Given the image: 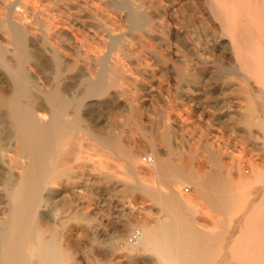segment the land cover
I'll use <instances>...</instances> for the list:
<instances>
[{"label":"bare ground","instance_id":"bare-ground-1","mask_svg":"<svg viewBox=\"0 0 264 264\" xmlns=\"http://www.w3.org/2000/svg\"><path fill=\"white\" fill-rule=\"evenodd\" d=\"M41 1L0 0V264H212L219 235L196 220L201 207L223 215L215 227L236 223L248 244L264 234V184L252 205L241 201V218H225L240 193L264 180L263 169L254 165L233 183L222 148L211 144L206 170L174 162L175 114L165 123L162 112L153 125L161 136L145 139L155 162L142 164L127 125L145 107L133 94L125 101L123 90L145 84L133 70L150 69L149 79L175 81L182 100L211 102L215 112L198 107L205 117L232 131L242 121L239 132L264 149V0ZM196 85L210 91L185 90ZM112 106L126 112L122 124L104 123ZM86 168L100 170L91 184L77 181ZM115 190L152 200L144 210L158 205L157 222L138 226L131 205L111 216L92 206L94 194ZM137 229L138 242L119 248L115 238ZM262 241L214 264H264Z\"/></svg>","mask_w":264,"mask_h":264},{"label":"rangeland","instance_id":"rangeland-1","mask_svg":"<svg viewBox=\"0 0 264 264\" xmlns=\"http://www.w3.org/2000/svg\"><path fill=\"white\" fill-rule=\"evenodd\" d=\"M50 3H52V0H43L40 2L39 5L40 6L42 5L45 8V6ZM150 71L151 70L149 69V71L143 73L142 71L139 72L138 69L133 70V73H135L137 77L139 76L138 79L140 81L142 80L141 83L142 82L143 84L145 83L144 85L142 84L140 85L139 87L140 89L137 87H133V86H126V85L123 86V90L124 89H126L127 91L129 90V92L124 90V92H126L125 99H124L125 101H126V98H128L127 100H129L135 95V99L141 98L139 102L143 103L145 107L143 108V111H142L143 114L141 112L140 116L139 117L137 116L136 118L137 121L140 120L137 123L138 125L136 124L137 121L135 123L131 122L129 125H127L128 130H130L132 137H134V139L136 140L137 147L139 148L140 151H142L140 153V161H141V157L145 154H151L154 156V154H152L153 151L148 146L147 141L145 139H147L146 137H148V139L151 138L152 141H156L158 139V136L159 137L161 136L160 132L157 131V128L156 127L154 128L155 119L160 118V116L162 115L161 119H163L165 123H167L168 117H169L168 115H170L171 113H174L175 114L174 119L176 120L174 129L178 127L177 128L178 130L175 129V131L177 130V132H175L174 134L175 136L174 140H175V144H178V147H179V151H174L173 153L170 154V158L173 159L174 162L181 164V161H182V162H185L186 165L189 163L188 165L192 166L193 169L196 171H201L203 169L206 170L205 168L207 169L209 168V164L207 162V158L209 154L207 150V146L208 144L209 145L211 144L218 148L220 146V149L222 148L221 150L224 154L223 160L225 159L224 162L227 166L224 172L227 176H229L228 179L232 178V180L231 179L229 180H231L233 183L239 181L238 178H241L243 174L246 178H250V176H252L254 173V170H253L254 165H259L260 168L263 169L264 171V149H258L257 146H254L255 143L259 144L260 142H262V140H258L256 142L253 139H251V137H248L247 135L243 136L238 130V128H241L243 126V123L242 124L240 123L242 121H236V120H234V122L232 121L231 123L234 124L233 126L236 130V131H232L229 128L225 127L220 121H217V120L214 121L213 119H209L205 117L204 115L200 113V111L198 110V107L201 108L205 106L206 111L209 110V111L215 112L216 108L214 107V105L209 104L211 102L204 100L206 101V103H203L204 101L203 102L200 101L201 96L193 98L196 101L195 100H184V99L182 100L180 96H182L183 93L181 94L178 93L179 91H178L175 81L169 80V81L161 82L162 84H160V80L158 81L156 80L159 78L158 76L156 77V79L152 80V79H149L150 78L149 74L145 75L146 73H150ZM147 78H148V81H147ZM146 87L147 88L149 87L152 89V93L155 99L156 98L158 99V100L156 99L157 100L156 102L154 100V102L153 103L151 102L152 103L151 104L150 101L147 100L149 99V97L147 93L144 91V88ZM205 88L206 87H203L202 85H196L194 87L192 86L191 88H187L185 90H188V89L191 90L190 92H192L193 93L192 96H194L197 93H199V91H203V89ZM141 90H143V92ZM205 90L210 91L207 88ZM132 94L133 96H131ZM141 95L142 96L144 95L143 98ZM196 98H198V100ZM202 104L204 105L202 106ZM113 109H116V107L112 106L110 108H104L102 110V116H103L104 123L109 122V123H114V124H122V122L125 121L126 112L124 114H121V111H122L121 108L120 109L117 108L118 110L117 109L113 110ZM188 113L190 114L188 115ZM177 117L179 118L177 119ZM179 123H182V124H179ZM84 151L86 150L84 149ZM89 153L91 156L93 155L96 158H100V154L97 151H91ZM109 161L110 163H113V164L116 163L113 160H109ZM154 162H155V159H154ZM99 173H100L99 169L98 170L96 169L95 171H93L90 168H86L85 171L78 172L77 181L82 182V183L91 184L90 182H93L94 179L98 178ZM263 184H264V180L260 184L254 185V187H252L253 189L250 188L251 190L248 189L249 191L246 190L244 191V193H240L239 197L234 201L235 204L234 202L232 203L231 213L229 215H226L225 218L227 220L231 219V220L237 221L240 216H243V212L244 213L246 212L245 206L252 205L253 200L255 199V195H256L255 192L257 191L258 187L262 186ZM187 187H190V191L188 192L185 191ZM183 190L187 196L194 193L193 186L191 187L187 183L186 185H184ZM251 192L253 194H251ZM237 193H239L238 190H237ZM112 195L114 198L113 197L110 198V193L101 192L99 194H94L92 201H91L92 206L98 203L101 206L106 205L108 208L107 214L111 216L117 210H123L124 212H126L127 211L126 207L128 205H131L138 210L137 211V225L138 226L139 225L140 226L141 225L151 226L157 222V216L160 214L159 207L158 205H155L156 208L153 210V212H148L147 210L149 209V206L153 204L152 200H150L149 198L143 197V196L140 197L134 194H124L121 191H117V190L112 191ZM112 198H113V201L110 202ZM102 200L103 202H100ZM241 201L243 204H245V206L241 203ZM79 202L80 201H78L77 203ZM91 203L88 206L89 210L93 209V207L91 206ZM239 203L242 204L243 207H236L239 205ZM144 208H147V210H144ZM210 210L213 215H210V213H206V210L201 207L196 213V217H197L196 220L198 222L200 221L204 226H210L208 228H210L213 231V233H215V236L219 235V238L216 239L215 241H212L211 244L209 245L211 249L210 251H208L209 252L208 260L212 264L219 262V261L222 262L226 258L229 261L238 259V253L242 252V249H241L242 245H245V244L246 246L250 244L251 245H255V244L261 245L263 243L262 237L264 236V234L262 233H260L262 235L258 234L257 236H254V238H252V239H256L255 244H254V240L252 239H249V242H250L249 244H248V240L247 241L239 240L238 238L243 237L242 234L244 233V231L243 230L241 231L238 227H236V223L234 224L232 222V224L227 226L225 229H221V227H215L214 225L216 222L215 216L223 217V215L212 209ZM237 216H238V219H237ZM131 233L132 232L128 233L126 237H123V238H115L114 241L118 244L119 248L123 249L127 245H131L128 241V238ZM113 237L114 236L112 235L109 238L108 242H110V239H112ZM224 256H225V259L221 260L222 257L224 258ZM199 262H201V260H199ZM113 263H115V261L113 260L110 261V264H113Z\"/></svg>","mask_w":264,"mask_h":264},{"label":"built area","instance_id":"built-area-1","mask_svg":"<svg viewBox=\"0 0 264 264\" xmlns=\"http://www.w3.org/2000/svg\"><path fill=\"white\" fill-rule=\"evenodd\" d=\"M154 156L151 155V154H145L141 157V160L143 163H146V164H150V163H153L154 162ZM186 191H190V187H187ZM140 235H141V232L137 229L135 231H133L129 238H128V241L132 244H135L138 242L139 238H140Z\"/></svg>","mask_w":264,"mask_h":264}]
</instances>
